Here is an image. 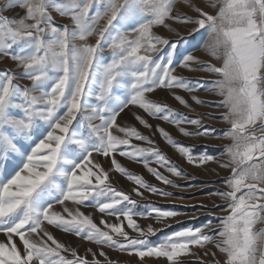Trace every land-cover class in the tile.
I'll return each instance as SVG.
<instances>
[{
  "label": "snow or ice",
  "instance_id": "1",
  "mask_svg": "<svg viewBox=\"0 0 264 264\" xmlns=\"http://www.w3.org/2000/svg\"><path fill=\"white\" fill-rule=\"evenodd\" d=\"M207 2L213 11L195 0H0V57L15 62V69L0 70V264H112L104 247L135 255L140 264L145 258L208 264L199 260L197 248L211 255L213 264H264V0ZM13 9L23 15L4 14ZM54 14L70 22L57 24ZM173 24L192 27L184 35ZM158 27L177 32V39L158 34ZM197 36L218 63L188 51ZM178 67L219 77L210 83L222 97L219 106L229 125L223 134L231 141L226 161H216L230 169L226 190L217 193L226 214L216 217V228L209 220L153 243L149 236L158 230L151 225L145 230L134 216L160 221L177 213L157 208L137 213L138 201L112 185L95 157L109 158L112 169L134 183L137 196L171 195L117 159L141 162L166 185L174 181L160 168L182 174L149 136L118 118L135 107L140 110L135 120L145 128L152 125L144 114L173 124L185 136L210 135L208 129L189 132L182 125H200L199 119L187 120L152 98L166 89L189 107L175 90L193 93L203 85L178 74ZM157 130L189 164L215 161L207 153L194 155L159 125ZM153 159L159 167L151 165ZM85 206L102 214L99 224L81 210ZM104 215L118 222L109 223ZM51 228L97 245L104 260L91 248V260L80 255ZM208 245L223 254L222 262Z\"/></svg>",
  "mask_w": 264,
  "mask_h": 264
},
{
  "label": "rangeland",
  "instance_id": "2",
  "mask_svg": "<svg viewBox=\"0 0 264 264\" xmlns=\"http://www.w3.org/2000/svg\"><path fill=\"white\" fill-rule=\"evenodd\" d=\"M196 4L203 7L204 0H195ZM178 3V8L181 11L188 12L194 15L188 8L181 6ZM205 6V5H204ZM213 11V10H211ZM10 17H17L23 15L22 9H13L4 13ZM55 15V14H54ZM57 24H68L69 18L60 17L55 15ZM172 23V22H170ZM173 27L177 29L181 34L186 35L191 25L183 24H173ZM155 31L169 39H177V32L169 31L163 27H158ZM94 42V39H93ZM203 41L200 36L195 37L192 41V47L188 48L193 55L200 57L202 60L211 61L212 63H218L215 59L207 54L202 46ZM184 50V46H181V51ZM105 54H108L107 48H105ZM4 69H15V62L8 57H0V70ZM19 71L18 69H16ZM177 73L180 75L187 76L189 78H194L200 80L203 87L198 88L193 93H188L182 89L175 90L178 95L183 96L187 101L189 107H185L180 104L172 95L170 90L159 89L153 95L152 98L168 104L171 108L182 113L187 120L199 119L201 121L200 125H193L190 123H185L182 127L188 129L189 132L195 133L197 131H203L208 129L210 135H190L185 136L179 132V130L173 125L166 121L148 117L146 114L145 118L152 125V128H145L140 125L138 121L135 120V115L140 111L135 107L125 110L118 118L121 124H133L138 130H140L144 135L149 136L154 142L155 146L158 147L175 165H177L181 170L182 174L180 176H173L165 168H160V171L169 176L170 179L174 181L173 185H166L155 179V177L148 172V170L143 166L141 162L131 161L125 157L117 156V159L129 169V171L142 175L150 184L155 185L158 188H162L165 192L171 193V195L162 194H152L144 191V196H137L133 192L135 187L134 183L127 179L126 176L116 172L112 169L111 162L109 158L102 156H96L95 159L102 167L109 171L110 182L118 190H122L126 193L132 195L133 199L137 200L138 203L135 207L137 213H145L151 208H157L162 211H174L177 213L174 217L164 218L157 221L154 216L148 217L146 215H136L134 219L137 223L147 229L148 225H151L158 232H161L154 241L157 243L163 240L172 231H178L183 228L189 227H199L206 224L209 220L212 221V227H218L219 221L216 219L218 216L226 214L224 212L225 201H223L217 194L219 191L226 190L225 178L230 175V169L221 167V164L216 161H226L227 157L225 155V146L230 144L231 141L224 136V131L229 127L226 121L223 120L222 114L226 111L224 107L219 106V102L222 97L216 95L215 89L211 85V81L218 79L219 77L213 73H208L205 71H188L183 68H177ZM21 83H28L26 80H22ZM195 95L201 100L206 101V103H196L191 97ZM157 125L168 131L171 136L181 142L186 146H191L194 155H199L207 153L215 157V161H210L204 165H194L189 164L184 157H182L159 133L157 130ZM134 143L141 144L142 146H148L141 141H133ZM153 167H159L155 164L154 159L150 161ZM143 191V190H142ZM60 207H57V211H60ZM81 210L85 214H90L96 223L99 224L102 214H100L94 207L85 206ZM109 223H117L118 221L115 217H109L107 215L103 216ZM127 222L125 221V227ZM54 236L59 239L62 243L67 246L76 249L80 255H87L88 259L91 260V255L87 252V249L91 248L93 251L97 252L98 246L82 240L73 234H67L55 228L50 229ZM131 236H136L137 233L132 231V229L127 228ZM170 233V234H171ZM151 237V236H149ZM154 237V236H152ZM0 239H3L0 236ZM150 240L152 238H149ZM104 252L107 257L112 261V264H140L138 257L135 255H129L127 252H121L116 249H109L104 247ZM208 250L216 253L215 259L223 261L224 257L213 245H208ZM198 252L199 260L207 261L208 264H213V257L211 255L204 256V249H194ZM102 261L104 257H99ZM185 259L189 261H197V257L188 256ZM144 264H166L164 258H145Z\"/></svg>",
  "mask_w": 264,
  "mask_h": 264
},
{
  "label": "bare ground",
  "instance_id": "3",
  "mask_svg": "<svg viewBox=\"0 0 264 264\" xmlns=\"http://www.w3.org/2000/svg\"><path fill=\"white\" fill-rule=\"evenodd\" d=\"M203 1V0H202ZM205 5V6H204ZM182 6V5H181ZM203 8L206 10V11H211L212 9L210 7H208V2L207 0H204V4H203Z\"/></svg>",
  "mask_w": 264,
  "mask_h": 264
},
{
  "label": "crops",
  "instance_id": "4",
  "mask_svg": "<svg viewBox=\"0 0 264 264\" xmlns=\"http://www.w3.org/2000/svg\"><path fill=\"white\" fill-rule=\"evenodd\" d=\"M180 230H181V229H180ZM174 232H175V231H174ZM160 233H161V232H158L157 234H155V235H152V236H154V237H152V236H151V237H149V238H152V239H151V241H152L153 243H154V242H156V241H154V240L156 239V237H158V235H159ZM170 233H171V232H169V233H166V234H168V235H169ZM172 233H173V231H172Z\"/></svg>",
  "mask_w": 264,
  "mask_h": 264
}]
</instances>
